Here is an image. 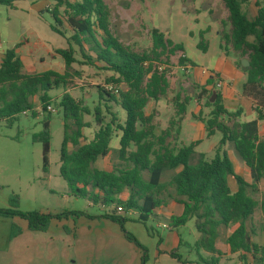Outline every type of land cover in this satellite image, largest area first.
Masks as SVG:
<instances>
[{
    "label": "trees",
    "instance_id": "16d2710c",
    "mask_svg": "<svg viewBox=\"0 0 264 264\" xmlns=\"http://www.w3.org/2000/svg\"><path fill=\"white\" fill-rule=\"evenodd\" d=\"M19 1L27 0H0V6L14 8ZM51 1L54 6L40 14H50L54 20L51 30L60 36L66 38L65 24L72 32L67 38L68 48L56 49L50 54L64 60L65 72L49 70L41 74H25L24 64L17 53L22 44L8 50L0 61V123L11 124L26 113L36 118L38 113L33 99L40 97L42 111L48 116L42 121L43 130L33 136V141L42 144L43 172L47 173L52 141V115L48 107L54 100L49 92L77 87L69 72L77 63L111 73L105 80L106 88L96 87L99 105L94 110L86 105L85 100L77 101L69 92L63 94L57 106L65 123L60 176L67 183L71 195L108 208L109 211L101 217L121 227L125 238L142 251L143 264L147 262V249L126 231L129 219L125 214L138 213L137 222L144 225L150 218L159 220L161 216L157 211L165 205V196L170 190L175 191V201L183 206V212L170 218L169 228L185 226L195 219V227L200 234L195 248L203 264H220L224 256L217 248L220 229L231 227L235 229L226 239L229 254L239 255L242 264H248L250 259L253 264H264V245L253 241L255 231L250 226L258 207L264 220V194L260 202L253 197L264 180V138L259 135V122L264 121V0H254L257 11L252 19L243 11L249 0H222L232 27L229 34L224 32L222 39L226 47L231 46L249 63L248 66L241 63L238 66L246 76L243 94L256 101L257 120L237 122L242 110L230 113L226 109L221 92L216 89L215 80L219 78L216 74L207 79L194 97L176 95L173 99L175 117L162 131H158L154 124L155 114L148 115L146 109L151 102H159L167 94L171 72L169 57L183 52V46L174 44L164 33L154 29L151 50L135 52L111 32L110 12L104 0ZM198 47L207 51L204 41ZM78 55L82 60L77 59ZM187 64L195 66L186 56L179 59L180 67ZM120 86L125 90H118ZM214 93L216 98L211 103ZM194 99L211 110L206 118L202 113L195 117L204 124L207 138L220 132L222 139L211 160H206L202 154L198 162L191 165L190 160L201 141L180 148L173 147L172 142L178 140L188 106ZM112 103L125 113L124 120H120L119 112L113 111ZM107 115L110 116L109 121H106ZM87 116L93 117L98 129L93 139L84 143V130L91 128V123L86 122ZM114 137L120 138L119 148L115 150L120 163L111 171L100 170L95 164L113 151L110 145ZM227 143L233 144L249 170L250 181L235 173L225 150ZM178 169L180 171L170 180L162 181L166 170ZM231 177L238 185L236 192L230 188ZM125 193L128 198L123 201L121 197ZM68 215L0 209V217L20 218L26 222L29 231L41 233L50 229L53 220L62 221ZM22 232L20 226L13 224L10 240ZM66 232L70 231L66 229ZM201 252L209 254L210 260L203 258ZM170 257L185 264L175 250Z\"/></svg>",
    "mask_w": 264,
    "mask_h": 264
},
{
    "label": "rangeland",
    "instance_id": "374dc122",
    "mask_svg": "<svg viewBox=\"0 0 264 264\" xmlns=\"http://www.w3.org/2000/svg\"><path fill=\"white\" fill-rule=\"evenodd\" d=\"M104 2L110 12L111 32L126 47L138 53L150 51L153 45L152 31L157 29L174 44L182 45L184 48L183 52H177L169 57L171 72L168 78L171 85L167 94L159 102H151L146 109L148 115L155 114L154 124L158 131L165 130L170 120L175 117L173 99L176 95L198 94L201 88L202 81H191L185 68L179 66L181 57L185 55L192 61L197 73L203 78L207 76L201 74L202 70L219 74L235 61L238 64L247 61L235 53L231 46L224 45L222 35L224 32L229 34L232 27L229 12L222 0H104ZM53 6L54 2L51 0L19 1L15 3L14 8L0 6V60L8 50L22 44L17 53L24 64L23 73L41 74L49 70L65 72L64 60L60 56L53 58L50 54L56 49L68 48L67 38L71 37L72 32L65 24L66 38L60 36L51 30L54 20L50 14H40L41 11L51 9ZM243 11L252 19L257 11L254 0H249ZM202 41L207 44L206 52L198 47ZM77 59L82 60L79 55ZM69 72L77 87L70 90L54 89L49 92L54 99L51 106L57 112L51 114L52 141L47 173L43 172L42 144L33 141V136L43 130L42 121L48 116L42 111L40 97L36 96L33 99L38 113L36 118H33L31 113H26L11 124L0 123V209H15L22 213L38 211L51 215L69 213L62 221L53 220L46 233L30 231L34 235L37 249L36 253L29 254V259L33 262H37V257L40 256L45 264H143L142 251L125 238L121 227L101 217L109 209L71 195L67 183L60 176V154L65 123L57 106L63 94L69 92L77 101L85 100L86 105L94 110L99 105L96 87L106 88L105 80L111 75L79 63L74 64ZM178 82L184 83L185 88ZM117 89L125 90L123 86ZM110 105L114 112H119L120 120H124L125 113L122 109L113 103ZM196 107L194 101L190 103L177 142L180 148L197 139H203L190 160L191 165L198 162L200 157L198 153H206L209 157L206 156V160H211L215 154V146L222 139L220 132L207 138L206 132L199 130V124L191 115V111ZM209 113L210 109H202L203 117L206 118ZM109 120L110 116L107 115L106 121ZM254 120L256 113L246 111L242 117L243 123ZM86 122L91 123V128L84 130V143L91 141L98 129L92 116H87ZM261 133L264 134V126H261ZM119 140V137L113 138L110 145L113 151L106 158L100 159L95 164L96 168L111 171L119 165L120 161L115 152L119 148ZM226 150L236 173L242 160L231 143L227 144ZM178 170H166L162 175V181L170 180ZM261 191L264 192V182ZM253 197L260 202L261 194H254ZM127 198V193L121 197L123 201ZM175 198V191L170 190L165 196L166 205L161 210L179 214L182 206L173 202ZM125 216L129 219L125 225L126 231L134 235L147 249L146 264H182L170 257L174 250L185 264H203L195 248L200 234L196 230L194 218L185 226L171 229L169 228L171 217L166 213L159 220L150 218L145 225L137 222L139 214L136 212ZM263 222L258 207L250 226L255 231L253 241L259 245H264ZM13 224L29 232L26 222L20 218L0 217V248L10 239ZM66 229L70 232H66ZM233 229L234 227L220 229L218 247L225 254H228L226 238ZM157 252L160 253L158 258ZM23 253L24 257L28 255L26 246ZM201 255L210 260L209 254L201 252ZM224 256L220 264H242L239 255ZM248 264H253L251 259Z\"/></svg>",
    "mask_w": 264,
    "mask_h": 264
},
{
    "label": "crops",
    "instance_id": "0c3cea01",
    "mask_svg": "<svg viewBox=\"0 0 264 264\" xmlns=\"http://www.w3.org/2000/svg\"><path fill=\"white\" fill-rule=\"evenodd\" d=\"M241 64L243 65V61H241ZM184 68L186 70V73L189 74V79L191 81H194V80H201L202 81L201 82V87L206 84V81H207V79L210 76L216 75L214 73H209L208 71L202 70L201 74L204 75V76H207V77L203 78V77H201L199 75V73H197L196 66L192 67L190 64H187V66L184 67ZM189 71H190V73H189ZM217 75H219V78L215 80V85H217L218 81H220V80L223 81V83H224L223 88L221 90H219L221 92V95H222L224 106L226 107V109L230 113H235V112H237L239 110H242V116L240 117V119L237 120V122L243 123L242 122V117H243V115H245L246 111L249 112V113H256L255 112L256 101L253 98H251V97L245 96L243 94V91L240 92V87L242 88L243 84L246 82V76L244 75L242 69L238 66V63H236V61L233 64H230L229 66H227L226 69L223 72H220ZM168 79L170 81V78H168ZM178 84L183 85L184 88H185V84L184 83H179L178 82ZM188 84H192L193 85V83H188ZM170 85H171V83H170ZM191 89H192V87H191ZM194 95L195 94L185 95L184 93H182L181 97L182 98H185L186 96L194 97ZM193 101L196 103L197 107H196V109H193L191 111L192 118L199 124V130L200 131H205L204 124L201 121H199L198 119L195 118V117L199 116L200 113H202V109H204V107H202L201 104H199L196 99H194ZM203 103L204 102H202V104ZM188 108H189V106H188ZM207 109H209V108H207ZM230 109H234V110H230ZM187 112H188V110H187ZM256 120H257V113H256ZM261 126H264V121H260L259 122V135H260L261 138H264V134L261 133ZM181 132H182V130H181ZM178 140H179V138H178ZM178 140L176 142H172V146L173 147H178V143H177ZM195 141H201V144H202L203 139L200 138V139H197ZM195 141H193V142H195ZM227 144L225 146V150L227 148ZM217 146H215V147H217ZM215 147H212V149H214ZM226 152H227V150H226ZM195 153H196V150H195ZM198 154H199L198 157L200 155H202V154L207 156L206 153H198ZM213 157H211V158H213ZM240 164L241 165H239V167L237 168L236 174L241 176V177H243L246 181H250V172H249V170L246 168V166L244 165L243 162L240 163ZM179 171H180V169L178 170V172ZM262 182H264V180ZM229 185H230V188H231V190L233 192L237 191L238 185L236 183V180L233 177H231L229 179ZM261 185H262V183L259 185L258 194H261V199H262V196H263L264 192L261 191ZM173 202L176 203V204H179L175 200H173ZM179 205H181V204H179ZM161 209H159L157 211V214L159 216H163L164 213H166L170 217L180 216L182 214V212H183V206H182V210H181V212L179 214H175L173 211L164 212ZM234 229H235V227H234ZM233 230L228 234L227 238L230 236V234L233 232ZM34 241H35L34 235H32L30 233V231L28 232V231H25V230H23V233L20 236H18L17 238H15L13 240L8 239L7 243L4 244L2 248H0V264H45L41 260L40 256L37 257V259H38L37 262H33L32 259L31 260L29 259V257H30L29 254H31L30 252H32V253H36L37 252V249L35 248ZM161 242H162V240H161ZM218 242H219V240H218ZM218 242H217V248L219 249ZM31 245H32V247H29ZM25 246H26V251L28 253V255L26 257H24V253H23ZM1 249H3V250H1ZM221 252L223 253V251H221ZM227 252L229 254L228 247H227ZM223 254L225 255L224 257H226V255H228V254H225V253H223ZM159 255H160V253L157 252V257L156 258H158ZM221 262H223V259L221 260Z\"/></svg>",
    "mask_w": 264,
    "mask_h": 264
},
{
    "label": "built area",
    "instance_id": "2783aa9c",
    "mask_svg": "<svg viewBox=\"0 0 264 264\" xmlns=\"http://www.w3.org/2000/svg\"><path fill=\"white\" fill-rule=\"evenodd\" d=\"M66 1L74 2V1H78V0H66ZM223 85H224L223 81H221V80L218 81V83H217V85H216L217 90H221V89L223 88ZM48 112H50L51 114H54V113L57 112V110H56L55 108H53L52 106H49V107H48ZM163 227H164V228H167L166 225H163Z\"/></svg>",
    "mask_w": 264,
    "mask_h": 264
},
{
    "label": "water",
    "instance_id": "95a60500",
    "mask_svg": "<svg viewBox=\"0 0 264 264\" xmlns=\"http://www.w3.org/2000/svg\"><path fill=\"white\" fill-rule=\"evenodd\" d=\"M243 65H244V66H248L249 63H248L247 61H243ZM215 98H216V93H214L213 98L211 99V103L214 102Z\"/></svg>",
    "mask_w": 264,
    "mask_h": 264
}]
</instances>
